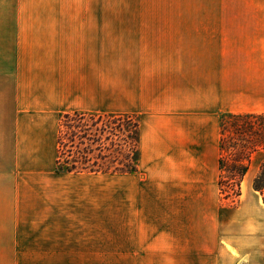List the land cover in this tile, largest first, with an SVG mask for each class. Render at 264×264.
I'll list each match as a JSON object with an SVG mask.
<instances>
[{
	"label": "crops",
	"instance_id": "obj_1",
	"mask_svg": "<svg viewBox=\"0 0 264 264\" xmlns=\"http://www.w3.org/2000/svg\"><path fill=\"white\" fill-rule=\"evenodd\" d=\"M93 23L21 20L19 3L0 0V264H264V201L253 186L264 150L236 203L219 186L221 119L264 113V86L229 89L219 56L214 74L204 57L186 76L165 75L177 61L130 58L119 89L101 77ZM77 110L139 119L140 170L125 186L130 223L148 230H52L62 182L82 174L55 169L61 116Z\"/></svg>",
	"mask_w": 264,
	"mask_h": 264
},
{
	"label": "rangeland",
	"instance_id": "obj_2",
	"mask_svg": "<svg viewBox=\"0 0 264 264\" xmlns=\"http://www.w3.org/2000/svg\"><path fill=\"white\" fill-rule=\"evenodd\" d=\"M10 1L19 3L21 20L98 21L103 34L100 45L105 48L100 53L101 77H113L119 89L130 58L146 67L156 61H163L165 67L177 61L164 70L165 75L180 67L186 76L187 71L197 70H187L189 64L204 57L211 58L214 74L219 56L227 60L229 89L236 84L241 89L264 86V0ZM11 66L12 60H5V70ZM122 103L117 100L115 106ZM10 107L18 113L16 102ZM65 178L57 203L61 210L53 211L52 230H148L130 223L134 211L125 174Z\"/></svg>",
	"mask_w": 264,
	"mask_h": 264
},
{
	"label": "trees",
	"instance_id": "obj_3",
	"mask_svg": "<svg viewBox=\"0 0 264 264\" xmlns=\"http://www.w3.org/2000/svg\"><path fill=\"white\" fill-rule=\"evenodd\" d=\"M140 121L131 114L67 112L57 135V173L131 174L140 170ZM264 150V113L221 119L220 194L236 203L254 154ZM264 201V162L254 179Z\"/></svg>",
	"mask_w": 264,
	"mask_h": 264
}]
</instances>
